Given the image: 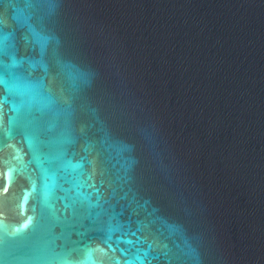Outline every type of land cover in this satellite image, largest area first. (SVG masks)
<instances>
[{
	"label": "water",
	"instance_id": "95a60500",
	"mask_svg": "<svg viewBox=\"0 0 264 264\" xmlns=\"http://www.w3.org/2000/svg\"><path fill=\"white\" fill-rule=\"evenodd\" d=\"M0 264H264V0H0Z\"/></svg>",
	"mask_w": 264,
	"mask_h": 264
}]
</instances>
